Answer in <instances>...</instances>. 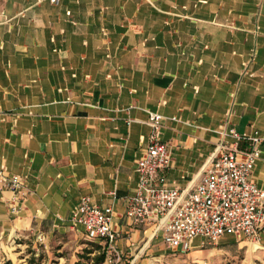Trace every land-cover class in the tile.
<instances>
[{
    "label": "crops",
    "instance_id": "0c3cea01",
    "mask_svg": "<svg viewBox=\"0 0 264 264\" xmlns=\"http://www.w3.org/2000/svg\"><path fill=\"white\" fill-rule=\"evenodd\" d=\"M36 1L0 0V168L24 179L15 197L0 191V244L69 227L80 196L112 208L122 264L162 242L160 232L125 218L149 112L164 117L165 174L180 189L196 184L223 147H247L219 136L231 128L261 138L252 180L264 185V21L258 16L264 0H225L221 9L217 0ZM174 5L186 18L164 26ZM232 18L234 35L223 26ZM102 27L110 36L108 53L98 36ZM254 46V76L243 81L242 62ZM190 56L201 64L187 77ZM174 115L178 121L170 120ZM196 115L202 116L192 133L188 124Z\"/></svg>",
    "mask_w": 264,
    "mask_h": 264
},
{
    "label": "built area",
    "instance_id": "2783aa9c",
    "mask_svg": "<svg viewBox=\"0 0 264 264\" xmlns=\"http://www.w3.org/2000/svg\"><path fill=\"white\" fill-rule=\"evenodd\" d=\"M225 0H217L218 9L223 7ZM42 0H37L39 6ZM56 6L59 0H48ZM199 3H205L202 0ZM177 6H173L165 15L164 26L171 27L175 18L185 20V16L176 14ZM69 15L67 11L65 13ZM264 21V15L259 13ZM127 24L131 19H127ZM237 21L227 19L224 27L230 35L237 31ZM260 25L254 27L253 33L259 34ZM176 33V30H171ZM98 36L106 43L108 53L110 36L106 27L98 31ZM196 37H192L195 40ZM230 45H234L231 42ZM174 44L173 47H180ZM185 56V50H180ZM235 54V53H234ZM258 47L254 46L242 62L241 76L243 81L254 76L252 67L257 64ZM108 56V55H107ZM192 60V56H190ZM180 61L178 62V64ZM201 64L200 60H192L191 68L186 73L189 77L192 70ZM217 80V79H215ZM123 87L119 82L117 89ZM233 102V95L230 98ZM160 100L159 105H165ZM202 115H196L189 122L192 133H195L196 121ZM229 116V112L227 113ZM164 117L157 112H149L147 126L149 134L144 143V153L136 165L138 180L133 193L126 198L125 218L131 225L148 226L154 234L161 233L162 242L167 249L188 253L196 247L217 245L227 236H240L258 246L264 238V185L257 186L252 180V173L262 151L259 148L261 138L256 135L245 137L238 135L234 129L227 133L218 132L220 137L229 136L237 142H247L244 150L228 149L214 154L207 162L199 176V180L189 189H180L175 181H169L165 171L170 164V146L162 140L161 128ZM178 121L174 115L170 118ZM6 169L0 168V191L7 189L15 194L24 188V179L16 175H5ZM14 200V198H13ZM12 200V201H13ZM10 212L17 209L10 206ZM68 226L71 230L81 233L86 239L98 242L105 254L103 264H122V257L115 246L117 234L112 230V208L98 206L89 196H80L72 209ZM42 241L40 235L37 236Z\"/></svg>",
    "mask_w": 264,
    "mask_h": 264
},
{
    "label": "rangeland",
    "instance_id": "374dc122",
    "mask_svg": "<svg viewBox=\"0 0 264 264\" xmlns=\"http://www.w3.org/2000/svg\"><path fill=\"white\" fill-rule=\"evenodd\" d=\"M39 235L41 242L29 236L21 242L0 244V264H75L85 261L82 257L88 250L92 251L90 258L98 255V242L69 227ZM152 245L133 264H264V250L240 236L224 237L217 245L196 247L188 253L167 249L161 241Z\"/></svg>",
    "mask_w": 264,
    "mask_h": 264
},
{
    "label": "trees",
    "instance_id": "16d2710c",
    "mask_svg": "<svg viewBox=\"0 0 264 264\" xmlns=\"http://www.w3.org/2000/svg\"><path fill=\"white\" fill-rule=\"evenodd\" d=\"M95 248L98 251V255L94 256L93 258H90L89 254L92 253V251L88 250L86 251V254L82 257L85 259V261L84 262L77 261L75 264H88L89 262H92V264H103L104 258H105L103 247L102 245L99 244V245H96Z\"/></svg>",
    "mask_w": 264,
    "mask_h": 264
}]
</instances>
